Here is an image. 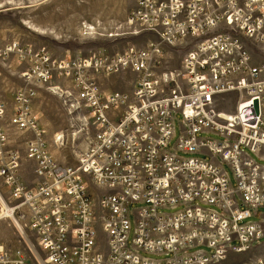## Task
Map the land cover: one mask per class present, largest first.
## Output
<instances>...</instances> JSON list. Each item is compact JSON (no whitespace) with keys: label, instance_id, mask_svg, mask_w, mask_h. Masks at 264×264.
Wrapping results in <instances>:
<instances>
[{"label":"built area","instance_id":"built-area-1","mask_svg":"<svg viewBox=\"0 0 264 264\" xmlns=\"http://www.w3.org/2000/svg\"><path fill=\"white\" fill-rule=\"evenodd\" d=\"M127 19L152 38L59 60L7 47L27 69L7 120L0 98V222L26 248L0 244V264L38 263L34 245L44 264H264V0H135ZM117 74L128 90L103 87ZM41 86L94 131L75 165L36 131Z\"/></svg>","mask_w":264,"mask_h":264},{"label":"rangeland","instance_id":"rangeland-1","mask_svg":"<svg viewBox=\"0 0 264 264\" xmlns=\"http://www.w3.org/2000/svg\"><path fill=\"white\" fill-rule=\"evenodd\" d=\"M135 0H0V98L6 104V120L12 114V102L16 89L24 85L20 74L27 69L26 63L7 52V47L44 50L52 59L84 57L93 53L114 54L130 45H142L150 34H134L137 29L128 23V15ZM185 49L177 52V60ZM131 74H117L102 81L106 90H128ZM33 102L36 131H40L51 155L62 165H75L79 153L85 149L88 135L81 125L68 115L63 99L45 86L37 89ZM236 96L223 97L220 109L232 112ZM86 114V113H85ZM11 143L22 149L27 140H34V132L18 133L9 129ZM176 135L178 128L176 123ZM32 166L28 163L22 171L31 181ZM31 242L34 245L32 239ZM0 244L14 251L26 248L18 232L7 221L0 222ZM35 248V249H34ZM38 263L25 250L29 264H44V255L32 248ZM256 254V253H254ZM251 254L238 256L234 263L248 261Z\"/></svg>","mask_w":264,"mask_h":264}]
</instances>
